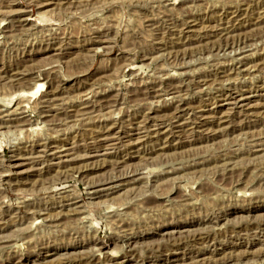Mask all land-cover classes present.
I'll use <instances>...</instances> for the list:
<instances>
[{"label":"rangeland","instance_id":"rangeland-1","mask_svg":"<svg viewBox=\"0 0 264 264\" xmlns=\"http://www.w3.org/2000/svg\"><path fill=\"white\" fill-rule=\"evenodd\" d=\"M0 264H264V0H0Z\"/></svg>","mask_w":264,"mask_h":264}]
</instances>
